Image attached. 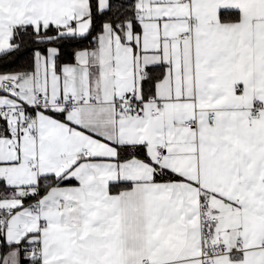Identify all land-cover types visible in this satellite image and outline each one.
Segmentation results:
<instances>
[{
	"label": "snow or ice",
	"instance_id": "6c2138e0",
	"mask_svg": "<svg viewBox=\"0 0 264 264\" xmlns=\"http://www.w3.org/2000/svg\"><path fill=\"white\" fill-rule=\"evenodd\" d=\"M0 264H264V0H0Z\"/></svg>",
	"mask_w": 264,
	"mask_h": 264
}]
</instances>
